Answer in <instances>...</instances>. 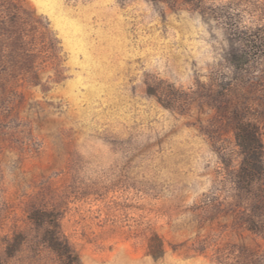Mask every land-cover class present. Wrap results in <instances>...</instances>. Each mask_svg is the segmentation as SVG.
Segmentation results:
<instances>
[{
    "label": "rangeland",
    "instance_id": "rangeland-1",
    "mask_svg": "<svg viewBox=\"0 0 264 264\" xmlns=\"http://www.w3.org/2000/svg\"><path fill=\"white\" fill-rule=\"evenodd\" d=\"M48 236L264 264V0H0V264H65Z\"/></svg>",
    "mask_w": 264,
    "mask_h": 264
},
{
    "label": "trees",
    "instance_id": "trees-1",
    "mask_svg": "<svg viewBox=\"0 0 264 264\" xmlns=\"http://www.w3.org/2000/svg\"><path fill=\"white\" fill-rule=\"evenodd\" d=\"M240 133H238L240 145L244 148L248 158L245 165L242 167L240 175L243 179L253 181L262 175V167L259 163V149L260 144L254 133H250L248 127L245 125L239 126ZM247 166V167H246ZM49 237V236H48ZM50 245L58 252L64 259L65 264H74L79 261V258L74 256L68 244L62 242L59 238L51 236L48 238ZM76 257V258H74Z\"/></svg>",
    "mask_w": 264,
    "mask_h": 264
}]
</instances>
